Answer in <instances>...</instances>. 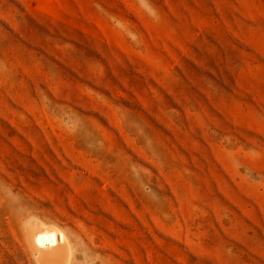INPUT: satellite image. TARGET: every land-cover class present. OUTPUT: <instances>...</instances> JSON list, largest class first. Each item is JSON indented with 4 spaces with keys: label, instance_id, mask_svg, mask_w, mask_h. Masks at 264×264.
Segmentation results:
<instances>
[{
    "label": "rangeland",
    "instance_id": "obj_1",
    "mask_svg": "<svg viewBox=\"0 0 264 264\" xmlns=\"http://www.w3.org/2000/svg\"><path fill=\"white\" fill-rule=\"evenodd\" d=\"M34 222L67 264H264V0H0V264Z\"/></svg>",
    "mask_w": 264,
    "mask_h": 264
},
{
    "label": "bare ground",
    "instance_id": "obj_2",
    "mask_svg": "<svg viewBox=\"0 0 264 264\" xmlns=\"http://www.w3.org/2000/svg\"><path fill=\"white\" fill-rule=\"evenodd\" d=\"M25 235L34 253L44 264L69 262L71 249L68 236L62 229L52 224L34 222L27 226Z\"/></svg>",
    "mask_w": 264,
    "mask_h": 264
}]
</instances>
